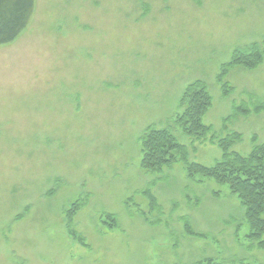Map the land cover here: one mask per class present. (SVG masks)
<instances>
[{"label": "rangeland", "instance_id": "1", "mask_svg": "<svg viewBox=\"0 0 264 264\" xmlns=\"http://www.w3.org/2000/svg\"><path fill=\"white\" fill-rule=\"evenodd\" d=\"M34 9L17 41L0 46V264H264L227 186L190 181L180 163L143 171L139 141L149 126L168 128L191 161L220 159L209 143L193 151L171 122L200 80L216 136L239 133L231 150L243 155L264 143V112L222 127L233 104L264 102V61L232 68L226 98L216 80L236 48L264 38V0H35ZM77 200L72 227L87 247L67 231Z\"/></svg>", "mask_w": 264, "mask_h": 264}, {"label": "trees", "instance_id": "2", "mask_svg": "<svg viewBox=\"0 0 264 264\" xmlns=\"http://www.w3.org/2000/svg\"><path fill=\"white\" fill-rule=\"evenodd\" d=\"M144 7L147 14L148 7ZM35 0H0V46L10 45L17 41L29 26L33 17ZM264 61V38L261 42L251 43L236 48L228 62L222 64L217 75L221 85V95L228 97L233 89L225 82L228 72L234 67L253 70ZM252 98V96H250ZM212 105V97L204 82L200 80L189 83L182 91L177 105V113L172 117V123L180 128L182 134L194 144L209 143L217 146L222 154L213 165L205 166L190 160L189 149L181 144L168 128L149 126L140 137L141 159L140 168L148 173H160L163 168L180 163L190 181L212 180L218 185L227 186L244 209V218L248 225L246 240L264 252V143L255 144L249 153L243 155L231 148L241 141V135L228 131L225 136L215 135L211 126L203 122V117ZM249 106L242 101L232 105V112L223 119V128L232 118L247 117L252 112H264V102L256 101ZM255 141V138H253ZM152 185V184H151ZM52 194V192L50 193ZM144 196L150 201L151 210H158L155 197L147 186ZM218 197V192L211 193ZM83 203L77 200L68 206L66 211L67 231L75 242L87 247L84 239L72 227L73 216L80 210ZM105 220V221H104ZM116 218L112 214H103L102 224L108 229H115ZM184 231L192 237L204 238L197 234L190 223L184 220ZM190 264H222L216 259L205 257Z\"/></svg>", "mask_w": 264, "mask_h": 264}]
</instances>
